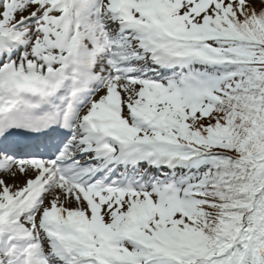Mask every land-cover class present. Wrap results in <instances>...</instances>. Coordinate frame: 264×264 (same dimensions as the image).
Masks as SVG:
<instances>
[{"label":"snow or ice","instance_id":"snow-or-ice-1","mask_svg":"<svg viewBox=\"0 0 264 264\" xmlns=\"http://www.w3.org/2000/svg\"><path fill=\"white\" fill-rule=\"evenodd\" d=\"M0 264H264V0H0Z\"/></svg>","mask_w":264,"mask_h":264}]
</instances>
